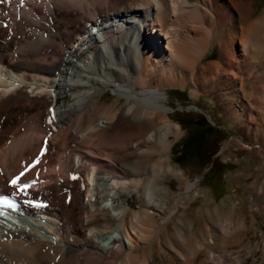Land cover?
Wrapping results in <instances>:
<instances>
[{
  "label": "bare ground",
  "instance_id": "bare-ground-1",
  "mask_svg": "<svg viewBox=\"0 0 264 264\" xmlns=\"http://www.w3.org/2000/svg\"><path fill=\"white\" fill-rule=\"evenodd\" d=\"M21 1L0 0V196L20 201L14 221L0 217V264H227L242 231L219 207L195 211L209 223L199 232L185 217L200 184L172 165L181 128L166 91L189 87L194 97L228 101L227 117L253 143L227 146L263 155L264 8L255 15L249 0ZM99 19L102 38H84ZM52 106L55 133L46 122ZM45 145L49 153L22 180L35 186L18 192L10 181ZM71 173L81 178L72 183ZM31 197L50 205L37 210L24 201ZM233 258L228 264H241Z\"/></svg>",
  "mask_w": 264,
  "mask_h": 264
},
{
  "label": "rangeland",
  "instance_id": "rangeland-1",
  "mask_svg": "<svg viewBox=\"0 0 264 264\" xmlns=\"http://www.w3.org/2000/svg\"><path fill=\"white\" fill-rule=\"evenodd\" d=\"M249 1L253 3L255 15H258L264 8V0ZM208 55L215 60L219 55L218 47L210 50ZM166 92L170 119L181 128V135L173 146L172 165L184 171L189 181L200 184L199 196L192 201L185 217L194 221L195 229L199 232L209 223L204 221L203 216L196 215L193 218L195 211L208 205L210 208L219 207L221 215L229 220L232 227H239L242 231L240 239L232 238L227 248L231 254L230 261L237 253L241 264H264V252L260 250L261 238L256 231L261 218L255 213L264 210V152L260 155L254 149L236 151L233 145L227 146L234 138L241 139L247 145L253 143V140L242 134L239 120L227 117L225 108L230 105L228 101L223 102L214 93L194 97L189 87L184 90L170 88ZM112 97L113 93L108 91L103 98L111 100ZM69 101L70 97L66 99V102ZM207 127L211 132L204 137L199 135L200 138L196 140L197 133H203ZM255 141L259 139L255 138ZM165 183L173 192L179 191L178 180L169 179ZM253 184L260 191L257 192L259 200L255 207L250 204ZM136 201L137 197L134 196L129 200L130 205L137 208ZM241 225H244L243 228ZM154 259L155 263L161 262L158 253Z\"/></svg>",
  "mask_w": 264,
  "mask_h": 264
},
{
  "label": "crops",
  "instance_id": "crops-1",
  "mask_svg": "<svg viewBox=\"0 0 264 264\" xmlns=\"http://www.w3.org/2000/svg\"><path fill=\"white\" fill-rule=\"evenodd\" d=\"M255 213H257V217H260L261 220L258 222L256 231L259 234V237L261 238V249L264 252V210H257Z\"/></svg>",
  "mask_w": 264,
  "mask_h": 264
},
{
  "label": "trees",
  "instance_id": "trees-1",
  "mask_svg": "<svg viewBox=\"0 0 264 264\" xmlns=\"http://www.w3.org/2000/svg\"><path fill=\"white\" fill-rule=\"evenodd\" d=\"M203 127H205V126H203ZM206 129H207V130H206ZM206 129L203 131V133H200V134H199V132H198V133H197V136L195 135V136L197 137L196 140H198V139L200 138V136H201V137H202V136L204 137L205 134L208 135V134L211 132V131H210V128L207 127ZM199 135H200V136H199ZM196 140H195V141H196Z\"/></svg>",
  "mask_w": 264,
  "mask_h": 264
},
{
  "label": "water",
  "instance_id": "water-1",
  "mask_svg": "<svg viewBox=\"0 0 264 264\" xmlns=\"http://www.w3.org/2000/svg\"><path fill=\"white\" fill-rule=\"evenodd\" d=\"M189 2H192L193 0H188Z\"/></svg>",
  "mask_w": 264,
  "mask_h": 264
}]
</instances>
